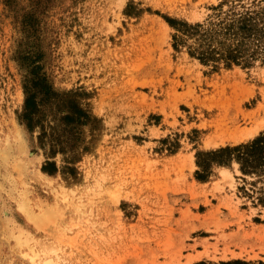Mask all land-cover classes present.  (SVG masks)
Returning a JSON list of instances; mask_svg holds the SVG:
<instances>
[{"label": "rangeland", "instance_id": "obj_1", "mask_svg": "<svg viewBox=\"0 0 264 264\" xmlns=\"http://www.w3.org/2000/svg\"><path fill=\"white\" fill-rule=\"evenodd\" d=\"M36 67L71 96L40 95L30 132ZM260 103L264 0H0V264H264V174L198 164L264 133L205 142L214 116Z\"/></svg>", "mask_w": 264, "mask_h": 264}, {"label": "trees", "instance_id": "obj_2", "mask_svg": "<svg viewBox=\"0 0 264 264\" xmlns=\"http://www.w3.org/2000/svg\"><path fill=\"white\" fill-rule=\"evenodd\" d=\"M169 22L175 26L176 22L174 20H169ZM247 24V23H246ZM191 32H201V25L196 26H188ZM233 25H230V28H233ZM241 29L242 26H239ZM249 30V29H248ZM209 48V47H208ZM200 50L199 58L201 60H218L220 56H217L216 54H221L217 49H213L210 51V49ZM191 55L195 56L197 55L195 52H191ZM220 58L228 59L230 61H237L238 53L231 51L228 54H222ZM31 60V59H27ZM34 76H29L27 78L28 83H26V102H25V113L23 115V120L26 122V127L30 132H33L38 126V124L43 125L40 119H36V116L40 109V104L38 101V98L40 95H43L47 99H53L54 101H59L62 105H64V101L67 97H70V94H64L61 95L58 92L53 90V87L50 85L49 80L45 74H41L39 72V68L36 67L34 72ZM68 101V99H66ZM71 101V102H70ZM70 105L71 111L65 117V120L68 123H75V125L80 127L79 133L82 135V129L81 126H86L88 122L90 121V114L85 109L81 108L80 104L75 102V100L70 99ZM42 130L44 129V126H41ZM46 136L45 130H43V133L40 135V142H43V138ZM82 141V138L78 137L76 139V142ZM52 142H55L54 139H52ZM76 142L72 143L69 147L65 149V151H74L76 147L79 144H76ZM79 142V143H80ZM53 145H59L57 142ZM54 147V146H53ZM56 151L53 149L52 153L54 154ZM236 161L240 165V170L243 174H252V173H258V174H264V133H262L259 137L254 139L253 141H250L248 143L240 144L237 146H227L224 148H220L215 151L210 152H203L199 154L198 156V164L203 169V171H206L209 173V169L211 167L212 163H218L222 165H228L231 162ZM54 164V163H53ZM51 162H47V165L44 166L43 170L49 173H55L56 170H50L48 166L53 165ZM55 166V165H54ZM56 168V166H55ZM57 169V168H56ZM197 177L200 180H206L208 175L201 174L200 172L197 173ZM262 202L264 203V198H261ZM198 264H205L204 262L198 263Z\"/></svg>", "mask_w": 264, "mask_h": 264}, {"label": "bare ground", "instance_id": "obj_3", "mask_svg": "<svg viewBox=\"0 0 264 264\" xmlns=\"http://www.w3.org/2000/svg\"><path fill=\"white\" fill-rule=\"evenodd\" d=\"M165 24L168 26L167 23ZM206 125L210 133L207 135L205 142L209 147L224 146L230 141L236 143L242 142L245 139L254 137L264 129V103L258 104L252 110H240L236 116H229L227 114L216 115ZM223 172L226 175L228 173L225 168ZM38 220V223L41 225L44 218H38ZM189 257L186 264H193L197 259L195 256V258ZM51 262L52 260H46L42 264H51Z\"/></svg>", "mask_w": 264, "mask_h": 264}]
</instances>
